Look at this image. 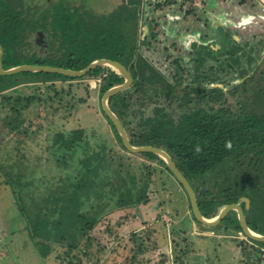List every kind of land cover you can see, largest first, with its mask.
<instances>
[{"label": "trees", "instance_id": "16d2710c", "mask_svg": "<svg viewBox=\"0 0 264 264\" xmlns=\"http://www.w3.org/2000/svg\"><path fill=\"white\" fill-rule=\"evenodd\" d=\"M150 5L147 0H122L110 12L99 13L69 0H0L3 67L30 63L81 69L100 57L121 62L129 68L133 83L111 96L109 106L122 121L130 142L166 150L194 188L206 217L215 216L225 204L247 197L248 208L244 201L240 202L247 223L252 230L264 234L261 42L250 44L234 39L219 49L196 42L191 58L176 56L169 68L161 67L145 53L158 35L153 29L157 22L152 26L156 18L148 14ZM155 5L159 7L161 3ZM142 24L147 25V32H143ZM225 37L228 40L231 36L227 33ZM86 78L98 79L100 97L124 80L107 65L80 77L27 71L0 75V125L4 138H30L26 111L53 107L54 103L59 107L72 90L62 84L59 87L58 82ZM22 85L29 86V91L21 92L18 87ZM101 112L125 153L160 163L175 178L157 154L127 150L102 106ZM50 138L51 160L58 167L71 168L62 178L61 187L26 195L25 189L36 187L39 181L28 176L26 169L30 165L17 147L19 156L10 151L7 158H0V174L40 256L47 258L59 249L57 264H83L82 254L86 253L82 244H93L94 231L103 214L148 203L147 191L154 172L149 166H145L146 172H132L124 155L118 153L114 160V150L88 152L80 128L58 130ZM79 148L86 153L74 162L71 158ZM208 181L212 182L210 186H206ZM193 220L201 224L194 215ZM213 228L244 235L234 210ZM178 243L181 253L187 256L188 238L183 245ZM238 243L240 259L245 264H264V242L246 236Z\"/></svg>", "mask_w": 264, "mask_h": 264}, {"label": "rangeland", "instance_id": "374dc122", "mask_svg": "<svg viewBox=\"0 0 264 264\" xmlns=\"http://www.w3.org/2000/svg\"><path fill=\"white\" fill-rule=\"evenodd\" d=\"M69 1L73 5L85 4L99 13L110 12L122 2ZM147 1L151 4L149 16L156 18L152 26L157 22L153 29L158 35L145 53L158 66L169 68L176 56L191 58L196 42L219 49L224 42L236 39L241 43L261 42L259 63L264 67V0ZM142 29L147 32V25L142 24ZM227 33L232 39L227 40ZM61 84L72 93L59 107L54 103L53 107L41 106L26 111L30 138H4V129L0 125V139L7 144L5 146L0 140V158H7L10 151L17 156V147L30 165L26 169L28 176L39 181L36 187L25 189L26 195L32 191L48 193L58 189L64 184L65 174L71 172V168L58 167L51 160L50 137L58 130L80 128L84 131L88 152L114 150V160L117 161V154L121 153L132 172H146L145 166L154 172L147 191L148 203L103 214L94 231L93 244L86 241L82 244V251L86 253L82 254L83 264H245L240 259L238 242L245 241L246 236L196 223L186 191L164 165L123 151L101 112L98 79L58 82L59 87ZM18 89L28 92L29 86L22 85ZM85 153L79 148L71 159L77 162ZM210 183L208 181L206 186ZM187 238L190 253L186 256L179 250L178 242L183 245ZM58 252L59 249H55L47 258L40 256L28 234L26 221L0 174V264H57Z\"/></svg>", "mask_w": 264, "mask_h": 264}, {"label": "water", "instance_id": "95a60500", "mask_svg": "<svg viewBox=\"0 0 264 264\" xmlns=\"http://www.w3.org/2000/svg\"><path fill=\"white\" fill-rule=\"evenodd\" d=\"M3 54H4V50L2 45L0 44V75H11V74L27 71V72H51V73H59L71 77H80L86 74L87 72L91 71L92 69H95L96 67L102 65H107L115 68L124 78V80L121 84L114 85L108 88L103 93L101 97V106L105 114L110 118V120L116 127V130L121 138L124 147L130 152H135V153L145 152V151L153 152L165 161V163L167 164L168 168L171 170L177 181L185 189L190 200V205L193 215L197 221L201 222L205 226L214 227L223 220V218L228 214V212L234 210L237 212L239 224L242 228L244 235L253 240L264 242V234L252 230L247 223V219L244 214V209L240 204L241 201H244L246 203L245 207L248 208L249 199L247 197L243 196L239 199L238 202L225 204L224 206L221 207V209L215 216L206 217L203 215V213L200 210L194 188L192 187L189 180L181 172V170L176 165L175 161L172 159V157L166 150L155 145L136 146L130 142L129 136L122 121L109 106V99L111 96L117 94L120 91L127 89L133 83L132 74L129 68L126 67L124 64H122L117 60H113L106 57H100L92 60L90 63H88L85 67L81 69H71V68L55 66V65H42V64H30V63L19 64L9 68H4L2 63Z\"/></svg>", "mask_w": 264, "mask_h": 264}]
</instances>
